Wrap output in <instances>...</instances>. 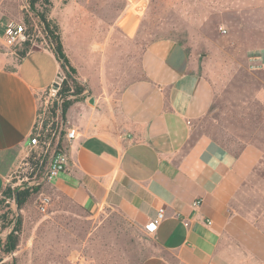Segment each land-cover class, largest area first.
<instances>
[{"label":"crops","instance_id":"crops-1","mask_svg":"<svg viewBox=\"0 0 264 264\" xmlns=\"http://www.w3.org/2000/svg\"><path fill=\"white\" fill-rule=\"evenodd\" d=\"M18 4L0 0V192L27 154L39 96L60 72L45 47L13 62L4 30L18 21ZM140 65L142 76L112 107L69 106L66 123L77 133L70 164L51 189L90 213L109 206L142 226L163 208L148 233L154 249L139 264H264V229L242 210L260 149L249 144L236 154L213 138H193L194 123L212 110L214 88L176 40H150Z\"/></svg>","mask_w":264,"mask_h":264},{"label":"rangeland","instance_id":"rangeland-1","mask_svg":"<svg viewBox=\"0 0 264 264\" xmlns=\"http://www.w3.org/2000/svg\"><path fill=\"white\" fill-rule=\"evenodd\" d=\"M17 10L19 19L12 21L25 33L20 43L5 44L13 62L19 60L17 52L24 43L53 49L45 20L57 26L74 71L61 67L57 86L39 96L34 135L50 117L44 130L50 136L43 134L41 145L65 131L66 116L61 117L65 101L70 106L88 103L92 97V105L112 107L127 84L142 76L141 56L149 41L171 37L185 48L190 68L214 88L212 110L194 123L193 138H213L236 154L249 144L260 149V161L242 187V210L264 229V0H19ZM126 22H135L132 32ZM32 150L28 147L0 192L4 261L139 264L153 251L143 226L116 208L90 213L53 191L30 168ZM34 187L36 191L19 200V190ZM44 197L48 201L42 209ZM11 232L17 245L5 254L3 245Z\"/></svg>","mask_w":264,"mask_h":264},{"label":"built area","instance_id":"built-area-1","mask_svg":"<svg viewBox=\"0 0 264 264\" xmlns=\"http://www.w3.org/2000/svg\"><path fill=\"white\" fill-rule=\"evenodd\" d=\"M25 29L20 24L16 22L9 21L4 30V43L8 46L15 45L24 40ZM38 122V113L36 116V120L32 131L29 135L27 146L33 151H37V147H41L38 152H41L43 156H47V160L43 169L41 168V162H39L38 166L34 170L33 167H30L35 175L38 172L41 174V179L44 182L50 183L52 179L58 175L60 172L64 171L68 165L70 164L69 157L67 154L68 146L70 142L75 138L77 129L74 126L66 125L65 133L63 134L62 140L59 141L60 136L55 141H48L47 144L39 145V136L40 127L37 134L34 135V131L37 129ZM47 130V128L45 129ZM31 166V165H30ZM34 181V180H32ZM30 184V183H29ZM48 198L41 199V208L44 209L47 204ZM200 199H195L192 202V206H196L200 203ZM165 212L163 208H159L156 212V215L148 222H146L143 226V229L147 233H152L157 229V226L160 224L162 219L164 218ZM208 223L210 221L208 220Z\"/></svg>","mask_w":264,"mask_h":264},{"label":"trees","instance_id":"trees-1","mask_svg":"<svg viewBox=\"0 0 264 264\" xmlns=\"http://www.w3.org/2000/svg\"><path fill=\"white\" fill-rule=\"evenodd\" d=\"M44 22H45V26H46V29L48 31L49 37H50L49 41L53 45V49L51 51L54 53V55L58 59V61L60 63V68L65 67V68L69 69L70 71L74 72L73 68L70 66L68 58L65 56V54L63 52L62 45H61V42L59 40V36L57 34V26L55 24L49 22V21L44 20ZM30 49L31 48H29L28 44L24 43V47H22V49L18 50V52H17L19 59L21 57H23L26 54V52L29 51ZM69 104H70V101H65L63 103L62 114H61L62 119H65V113H66L67 108L69 107ZM52 111H54V110H52ZM49 118L50 117L47 116L46 120L43 121L42 128L39 131L41 134L39 136V139H38L39 145L42 144L41 142H42V138H43L42 135L43 134L45 135L46 138H48L50 136V132L44 133L46 125L50 121ZM54 126H55V124L51 123L50 127H49L50 130H52L54 128ZM64 133H65V131L62 130L61 134H60L59 141L62 140ZM38 151L39 150H37V151L32 150L30 156L28 157V161L34 170L36 169V167L38 166V164L41 160H42L41 168L43 169V167L45 166L46 160H47V156H48V154H46V156H43V154L41 152H38ZM33 190L36 191L37 188L34 187L32 190H29V189L19 190L18 194H17L19 200L22 201L23 199H25ZM16 245H17V237L14 233L11 232L6 236V239H5V242L3 245V252L5 254H9V253L13 252L16 248ZM0 264H16V263L13 259L8 260V261H4L3 258L0 257Z\"/></svg>","mask_w":264,"mask_h":264},{"label":"bare ground","instance_id":"bare-ground-1","mask_svg":"<svg viewBox=\"0 0 264 264\" xmlns=\"http://www.w3.org/2000/svg\"><path fill=\"white\" fill-rule=\"evenodd\" d=\"M126 26L127 29L132 32L134 30L135 22H126Z\"/></svg>","mask_w":264,"mask_h":264},{"label":"water","instance_id":"water-1","mask_svg":"<svg viewBox=\"0 0 264 264\" xmlns=\"http://www.w3.org/2000/svg\"><path fill=\"white\" fill-rule=\"evenodd\" d=\"M51 86H52L53 88H55V87L57 86V82H56V81L53 82ZM89 101H90V102H94V99L91 97Z\"/></svg>","mask_w":264,"mask_h":264}]
</instances>
